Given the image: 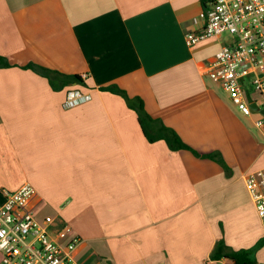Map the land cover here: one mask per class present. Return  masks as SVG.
Wrapping results in <instances>:
<instances>
[{"label": "crops", "instance_id": "obj_1", "mask_svg": "<svg viewBox=\"0 0 264 264\" xmlns=\"http://www.w3.org/2000/svg\"><path fill=\"white\" fill-rule=\"evenodd\" d=\"M202 0H0V202L50 217L78 264H233L222 242L264 264V226L245 185L264 172V125L208 78L226 38L188 47ZM80 81L50 82L22 66ZM117 85L191 150L149 143ZM90 99L65 108L66 93ZM264 119V117H263ZM2 255L0 253V264Z\"/></svg>", "mask_w": 264, "mask_h": 264}, {"label": "built area", "instance_id": "obj_2", "mask_svg": "<svg viewBox=\"0 0 264 264\" xmlns=\"http://www.w3.org/2000/svg\"><path fill=\"white\" fill-rule=\"evenodd\" d=\"M204 1L205 26L199 32L185 34L186 46L227 35L209 66L208 78L221 86L230 103L243 116L254 112L252 104H257L263 112L264 0ZM89 99L88 94L69 90L64 107L71 108ZM261 115L262 118L254 121L257 127L264 125V113ZM245 185L264 226V172L249 173ZM33 193L29 184H23L15 192L2 191L1 264H78L71 257L77 240L61 246L51 237V218L39 220L25 210Z\"/></svg>", "mask_w": 264, "mask_h": 264}, {"label": "trees", "instance_id": "obj_3", "mask_svg": "<svg viewBox=\"0 0 264 264\" xmlns=\"http://www.w3.org/2000/svg\"><path fill=\"white\" fill-rule=\"evenodd\" d=\"M202 5L205 8L206 2L202 0ZM11 67L6 58L0 56V68ZM24 69L32 70L42 77H45L50 84L55 87V83L53 82V77L57 78L59 82L62 84H67L70 82L80 81L78 76H69L65 74H61L59 72L49 70L35 64H27L22 66ZM100 91H108L113 94H117L121 96L127 106L132 109L137 115L138 124L149 143H153L155 141L163 140L167 147L171 151H178L182 149L191 150L186 144H184L179 136L170 128L164 126L159 120H155L151 118L144 110L143 103L140 98H129L126 93L121 90L117 85H109L105 87H100ZM212 258L220 259L227 258L230 259L233 264H256V262L250 258L249 253L246 251H228L225 245L222 242H219L212 254Z\"/></svg>", "mask_w": 264, "mask_h": 264}, {"label": "water", "instance_id": "obj_4", "mask_svg": "<svg viewBox=\"0 0 264 264\" xmlns=\"http://www.w3.org/2000/svg\"><path fill=\"white\" fill-rule=\"evenodd\" d=\"M251 108H252L253 111H258V112L264 113V111L262 112V111L259 109V107H258L257 104H252V105H251Z\"/></svg>", "mask_w": 264, "mask_h": 264}, {"label": "rangeland", "instance_id": "obj_5", "mask_svg": "<svg viewBox=\"0 0 264 264\" xmlns=\"http://www.w3.org/2000/svg\"><path fill=\"white\" fill-rule=\"evenodd\" d=\"M224 38H227V35H224Z\"/></svg>", "mask_w": 264, "mask_h": 264}]
</instances>
